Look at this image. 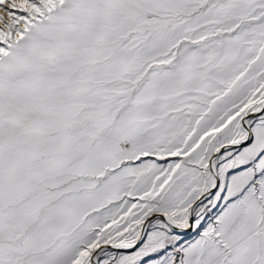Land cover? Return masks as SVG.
Returning a JSON list of instances; mask_svg holds the SVG:
<instances>
[{"label":"snow or ice","instance_id":"6c2138e0","mask_svg":"<svg viewBox=\"0 0 264 264\" xmlns=\"http://www.w3.org/2000/svg\"><path fill=\"white\" fill-rule=\"evenodd\" d=\"M6 10L0 264H264V0Z\"/></svg>","mask_w":264,"mask_h":264},{"label":"rangeland","instance_id":"374dc122","mask_svg":"<svg viewBox=\"0 0 264 264\" xmlns=\"http://www.w3.org/2000/svg\"><path fill=\"white\" fill-rule=\"evenodd\" d=\"M5 9H7V5L3 6ZM0 15H4L5 17V21H7V10L4 11V12H0ZM145 160L147 159H153L155 160L154 157H151V158H144ZM178 158H175V157H168L167 161H161L160 163H167V162H175ZM218 211V209H217ZM195 238V235L194 233H189L186 237H185V242H188V241H191L192 239ZM110 251H113V252H116V253H119L117 251H114V250H110Z\"/></svg>","mask_w":264,"mask_h":264},{"label":"water","instance_id":"95a60500","mask_svg":"<svg viewBox=\"0 0 264 264\" xmlns=\"http://www.w3.org/2000/svg\"><path fill=\"white\" fill-rule=\"evenodd\" d=\"M109 248V250H114V251H117V252H120V251H125V250H117V249H111L110 246H107ZM99 251V250H98Z\"/></svg>","mask_w":264,"mask_h":264}]
</instances>
